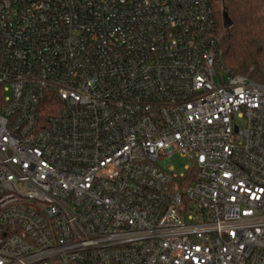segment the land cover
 I'll use <instances>...</instances> for the list:
<instances>
[{"label": "built area", "instance_id": "2783aa9c", "mask_svg": "<svg viewBox=\"0 0 264 264\" xmlns=\"http://www.w3.org/2000/svg\"><path fill=\"white\" fill-rule=\"evenodd\" d=\"M220 44L212 0H0V264H264V83Z\"/></svg>", "mask_w": 264, "mask_h": 264}, {"label": "trees", "instance_id": "16d2710c", "mask_svg": "<svg viewBox=\"0 0 264 264\" xmlns=\"http://www.w3.org/2000/svg\"><path fill=\"white\" fill-rule=\"evenodd\" d=\"M227 70L264 83V0H212ZM224 12L232 21L224 28Z\"/></svg>", "mask_w": 264, "mask_h": 264}, {"label": "rangeland", "instance_id": "374dc122", "mask_svg": "<svg viewBox=\"0 0 264 264\" xmlns=\"http://www.w3.org/2000/svg\"><path fill=\"white\" fill-rule=\"evenodd\" d=\"M190 164L191 160L188 156L185 157L179 153H174L166 167H171L173 168L174 173L183 175L187 173L186 167H188Z\"/></svg>", "mask_w": 264, "mask_h": 264}, {"label": "water", "instance_id": "95a60500", "mask_svg": "<svg viewBox=\"0 0 264 264\" xmlns=\"http://www.w3.org/2000/svg\"><path fill=\"white\" fill-rule=\"evenodd\" d=\"M223 21H224V28L227 30L229 29L231 26H232V21L231 19L229 18L228 16V13L227 12H224L223 14Z\"/></svg>", "mask_w": 264, "mask_h": 264}]
</instances>
